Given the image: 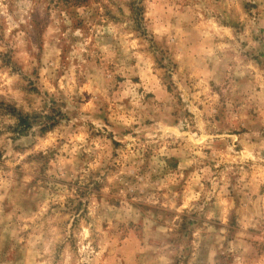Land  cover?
Listing matches in <instances>:
<instances>
[{"label":"rangeland","instance_id":"374dc122","mask_svg":"<svg viewBox=\"0 0 264 264\" xmlns=\"http://www.w3.org/2000/svg\"><path fill=\"white\" fill-rule=\"evenodd\" d=\"M4 4L0 68L15 70L35 59L32 42L40 43L34 69L38 77L47 58L49 64L67 63L77 80L81 63H91L100 48L110 56L103 44L92 50L110 35L100 30L111 26L118 32L133 11L124 0ZM135 7L151 39L113 69L115 90L109 95L120 98L111 110L123 117V135L133 138L146 140L132 129L141 123L150 129L159 120L167 125L161 135L183 122L185 133L191 129L200 135L203 130L220 137L191 150L185 146L191 141L178 140L169 145L172 155L165 159L184 163L185 179L197 190L203 169L227 180L226 203H220L217 192L211 205L201 210L197 204L179 219L158 205L114 206L98 197L100 181L88 169L92 159L78 145L73 151L71 132L57 137L55 144L34 142L29 136L33 122L24 117L14 125L11 119L21 113L15 101L0 97V264H264V160L251 159L257 153L264 158V27L245 25V31L237 32L232 25L241 21L230 0H138ZM46 23L50 35L45 48L40 31ZM77 29L82 36L73 35ZM56 71L64 75L60 68ZM97 76L108 79L103 71ZM85 92L91 95L87 88ZM105 122L112 126L107 118ZM115 135L113 128L101 139ZM123 148L125 154L137 151L130 141ZM196 150L203 159L195 156ZM199 183L211 192L212 180ZM101 204L107 207L95 208L91 215ZM96 223L100 231L90 229L84 239L81 224Z\"/></svg>","mask_w":264,"mask_h":264},{"label":"clouds","instance_id":"9594fccd","mask_svg":"<svg viewBox=\"0 0 264 264\" xmlns=\"http://www.w3.org/2000/svg\"><path fill=\"white\" fill-rule=\"evenodd\" d=\"M124 2L128 3L133 11L124 17V23L120 25L119 31H115L111 26L101 29V33L107 31L110 35L93 44V51L101 44L105 45L111 50L110 56L104 55L105 49L100 48L91 63H81L78 80L72 69L67 68V63L61 67L56 63H47V58L38 77L34 69L38 67L36 61L41 54L40 43L32 42L30 52L35 59L26 61L23 66L17 65L15 70L12 67L0 68V97H3L6 103L15 101L14 108L21 113L20 118L13 117L11 122L16 125L21 123L24 117L31 120L33 123L29 136L37 143L51 141L55 144L57 137L62 135L66 137L71 132L70 142L74 145L73 151L78 150L75 147L78 145V148L83 149L88 158L92 159L88 169L90 173L96 174L97 180L100 181L97 188L98 197L111 202L114 206L133 203L136 206L158 205L160 209L170 210L175 214L174 217L179 219L180 214L197 204H200L201 210L204 204L211 205L210 202L217 192L220 193V203H226L223 197L228 194L227 180L214 175L209 169H203L204 175L195 182L199 186L197 190L190 183V178L185 179L184 163L177 165L175 161L165 159L172 155L169 152V145L175 144L178 140L191 141V145L187 143L185 145L191 150L192 146L197 144L201 148L210 146L214 139L220 137L210 136L203 130H200V135H196L191 129L185 133L183 122L175 129L169 128L167 135H161L162 128L167 126L164 120L154 122L152 128L147 129L139 119L135 122L141 123V127L133 128L132 132L146 135L147 139L142 140L141 135H136L135 138L131 134L123 135L120 128L123 117L118 118L117 113L111 110V105L120 98L118 94L109 95L115 90L113 69L118 70L120 62L129 54L135 55L136 51L144 48L146 41L151 39L141 27L140 10L135 7L138 0ZM230 3L235 6L236 15L241 21L232 25L237 32L245 31V25L249 29L254 25L264 27V0H230ZM0 7H5L4 0H0ZM40 18L43 19L41 12ZM20 22L24 23L22 18ZM48 35L50 33L46 23L40 31L45 48ZM73 35L79 37L83 33L77 29ZM80 50L83 51V47ZM96 60H99V64ZM57 68H60L64 75H58ZM101 71L108 77L107 80L98 78L97 73ZM85 88L91 95L85 92ZM105 118L111 123V127L105 122ZM113 128L116 129V135L112 140L101 139L112 133ZM122 135L123 140H120L119 137ZM128 141L137 145L136 152L124 153L123 145ZM146 146L151 148L150 152L143 151ZM195 156L203 159L202 151L196 150ZM251 159L254 162L264 160L259 153ZM192 162L189 160L188 164ZM200 179L212 180L211 192L199 183ZM186 183L189 185L187 190ZM185 191L187 194L181 199L180 194ZM106 207L104 204L95 205L90 214L95 215V208ZM212 218L213 213L209 212L208 219ZM223 223H227L226 218L223 219ZM109 226L111 227V223ZM90 229L99 232V224H81V235L84 239L91 234Z\"/></svg>","mask_w":264,"mask_h":264}]
</instances>
